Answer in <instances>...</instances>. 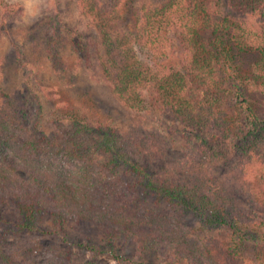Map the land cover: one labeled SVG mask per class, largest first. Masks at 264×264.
<instances>
[{"label": "trees", "instance_id": "obj_1", "mask_svg": "<svg viewBox=\"0 0 264 264\" xmlns=\"http://www.w3.org/2000/svg\"><path fill=\"white\" fill-rule=\"evenodd\" d=\"M76 1L97 38L93 50L77 48L78 64L91 66L95 75L88 76H101L127 109L165 116L194 143L196 168L178 177L176 169L155 164L162 150L151 136L121 133L62 108L54 123L66 137L58 142L28 122L26 99L17 103L0 89V264H19L31 249L30 243L21 251L11 247L9 236L40 228L55 234L54 227L64 231L72 221L100 227L103 247L88 249L118 263H135L117 246L124 239L178 264H264V236L249 229L256 212L243 204L253 194L231 191L201 167L236 159L242 188L247 174L264 171V116L250 96L259 94L264 103V0ZM126 7L132 22L122 15ZM13 11L4 6L2 21L10 22ZM47 45L55 56L52 42ZM253 53L256 60L243 70L240 57ZM241 117L249 126L243 135ZM96 153L107 156V173L94 166ZM6 201L15 209L9 219L1 213ZM222 228L229 240L223 254L199 234ZM250 245L259 250L248 255Z\"/></svg>", "mask_w": 264, "mask_h": 264}, {"label": "rangeland", "instance_id": "obj_2", "mask_svg": "<svg viewBox=\"0 0 264 264\" xmlns=\"http://www.w3.org/2000/svg\"><path fill=\"white\" fill-rule=\"evenodd\" d=\"M138 1L149 6L160 3L159 0ZM102 2L108 3L109 0ZM4 6H14L13 16L8 23L1 18ZM121 12L130 22L134 20L131 7H126ZM89 24L90 20L80 13L76 0H0V89L11 94L17 103L26 99L28 122H38L42 135L53 136L58 142L64 140L65 129L56 126L54 120L61 108L74 111L76 115H85L91 121L112 124L121 133L138 129L144 136H151L152 142L158 143L162 150L161 157L155 162L157 167L174 168L178 177L183 173L190 175L185 169L190 168L192 173L196 168H193V160L197 154L194 143L180 134L177 127L173 129L172 123L160 113L145 115L119 104L112 98L101 76H88L94 74L89 69L91 66L87 67L88 71L78 64L77 48L87 46L91 51L97 43L95 32ZM132 25H129V30L133 29ZM49 42L55 47V56L47 50ZM240 58L241 66L246 70L256 60V54L242 55ZM21 60L26 65H22ZM54 63L57 64L56 67ZM48 90H52L50 96ZM55 93L59 96L54 97L52 94ZM250 96L256 113L264 116L263 97L259 94ZM59 97L62 104H58ZM84 100L86 103H83ZM241 121L243 135L249 126L244 117H241ZM216 141L215 138L209 139L212 144ZM92 160L94 166L107 173L109 167L104 165L106 155L96 153ZM201 167L206 169L208 176L212 174L221 177L222 183L229 185L231 191L236 188L242 196L253 194L243 202L245 210L256 212L249 222V229L264 236V204L260 202L264 200V171L257 169L256 176L247 174L245 187L242 188L240 181L236 179V159L224 158L218 164L206 162ZM135 181L127 178L125 183ZM2 208V216L12 218L15 213L13 202L6 201ZM49 225L53 226L50 222ZM4 228L5 226L0 225V232ZM54 229L55 234H43L40 228L31 233L9 236L11 247H17L19 251L31 244L32 250L25 252L27 255L22 256L19 264H123L106 253L94 255L88 249V246L103 247L105 236L100 227L77 225L72 221L64 227V231L58 227ZM199 234L209 239L213 252L223 254L229 245L228 231L224 228ZM117 246H124L134 260L133 264H178L171 262L172 257L162 251L140 252L137 244L131 245L124 239H119ZM247 249L248 255H252L259 250V246L250 245Z\"/></svg>", "mask_w": 264, "mask_h": 264}]
</instances>
